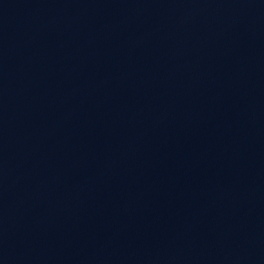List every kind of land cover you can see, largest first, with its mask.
<instances>
[{"label":"water","instance_id":"obj_1","mask_svg":"<svg viewBox=\"0 0 264 264\" xmlns=\"http://www.w3.org/2000/svg\"><path fill=\"white\" fill-rule=\"evenodd\" d=\"M0 264H264V0H0Z\"/></svg>","mask_w":264,"mask_h":264}]
</instances>
